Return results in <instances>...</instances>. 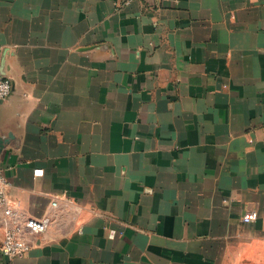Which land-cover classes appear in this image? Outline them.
<instances>
[{
	"label": "crops",
	"instance_id": "crops-1",
	"mask_svg": "<svg viewBox=\"0 0 264 264\" xmlns=\"http://www.w3.org/2000/svg\"><path fill=\"white\" fill-rule=\"evenodd\" d=\"M0 71V264H264V0H0Z\"/></svg>",
	"mask_w": 264,
	"mask_h": 264
},
{
	"label": "built area",
	"instance_id": "built-area-1",
	"mask_svg": "<svg viewBox=\"0 0 264 264\" xmlns=\"http://www.w3.org/2000/svg\"><path fill=\"white\" fill-rule=\"evenodd\" d=\"M131 0H125L129 2ZM13 83L12 80L5 76L0 71V102L9 97L12 92ZM43 169H35L34 174L36 176L43 175ZM6 181L0 170V204L7 205L8 198L6 192ZM10 211V210H9ZM258 217L257 210L247 211L243 220L245 222H250L255 220ZM50 218L45 217H29L24 222L23 227H14L10 228L5 232L4 239L1 246V252L5 259L4 264H12L13 259L17 257L25 256L31 249V245L23 237L20 236L22 230H26L32 234L42 233L47 230L49 226Z\"/></svg>",
	"mask_w": 264,
	"mask_h": 264
},
{
	"label": "water",
	"instance_id": "water-1",
	"mask_svg": "<svg viewBox=\"0 0 264 264\" xmlns=\"http://www.w3.org/2000/svg\"><path fill=\"white\" fill-rule=\"evenodd\" d=\"M8 141H9V138H4L0 136V145H4V143Z\"/></svg>",
	"mask_w": 264,
	"mask_h": 264
}]
</instances>
